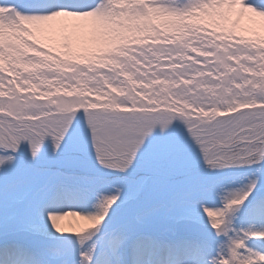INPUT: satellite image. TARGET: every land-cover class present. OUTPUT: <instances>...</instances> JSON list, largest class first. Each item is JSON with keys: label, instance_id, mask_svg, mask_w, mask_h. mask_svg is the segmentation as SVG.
<instances>
[{"label": "snow or ice", "instance_id": "snow-or-ice-1", "mask_svg": "<svg viewBox=\"0 0 264 264\" xmlns=\"http://www.w3.org/2000/svg\"><path fill=\"white\" fill-rule=\"evenodd\" d=\"M0 264H264V0H0Z\"/></svg>", "mask_w": 264, "mask_h": 264}, {"label": "rangeland", "instance_id": "rangeland-1", "mask_svg": "<svg viewBox=\"0 0 264 264\" xmlns=\"http://www.w3.org/2000/svg\"><path fill=\"white\" fill-rule=\"evenodd\" d=\"M69 222H72V221H66V222H64V223H69ZM72 223H74V222H72Z\"/></svg>", "mask_w": 264, "mask_h": 264}]
</instances>
